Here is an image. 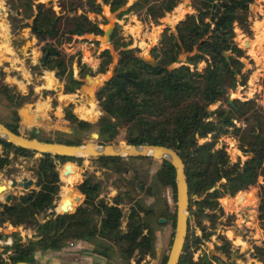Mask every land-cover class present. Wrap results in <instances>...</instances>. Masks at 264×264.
<instances>
[{
    "label": "trees",
    "instance_id": "1",
    "mask_svg": "<svg viewBox=\"0 0 264 264\" xmlns=\"http://www.w3.org/2000/svg\"><path fill=\"white\" fill-rule=\"evenodd\" d=\"M181 1L135 0L119 18L143 11L151 22L158 23ZM254 2L255 0H192L195 12L187 13L174 30L166 27L160 34L158 45L153 49L151 57L161 62L162 67L145 63L140 56L134 54L137 48H127L123 51L114 76L98 89L96 101L103 105L102 117L96 122L79 119L74 112V103L68 104L64 109L65 119L72 124L75 132L66 140L59 137V141L78 145L91 139V133L98 132L100 139L109 142L116 140V144L131 142L172 147L183 158L191 198L190 223L193 220L204 235L200 237L194 232L188 233L179 264H215L214 262L221 261L218 256L208 253L196 257L204 238L209 239L212 235L207 232L206 221H210L215 227L217 220L225 214L219 201L221 197H234L240 191H249L260 182L258 212L264 221V113L256 107L254 100L237 99L233 104L228 100L230 90L235 89L238 84H246L251 73L244 71L245 63L242 58L245 50L236 41V25L249 36L252 34L251 6ZM103 4L116 12L127 6L128 0H53L49 3L23 0L19 5L23 10V19L33 17L32 32L41 45V61L47 57L43 66L56 72V76L64 83L65 94L76 93L83 84L75 76V64L80 77L90 75L95 78V73L83 62L81 56L68 55L62 45L85 34L103 35L104 31L97 17H90V14L102 15ZM25 26L30 24L21 25ZM116 36L115 25L110 43H114L116 47H128L132 44V40L121 43ZM182 53L187 54L185 61L180 60ZM101 54L106 56V60L101 64L99 72H105L112 56L109 49H104ZM202 62L205 65L200 69L199 64ZM175 63L180 64L170 68ZM5 77V70L0 67V95L16 106L14 119L20 121L19 108L23 106L25 96L17 93L16 85L5 82ZM262 84L264 86V78ZM220 101L228 102L229 109L223 104L211 109L212 105ZM80 115L87 116L81 111ZM214 116L219 120L212 119ZM235 118L249 121V125L239 136L240 148L247 154L263 148L260 158L231 162L225 148L216 147L219 136L226 132V126H234L237 133L240 132L241 129L234 123ZM123 126H130L132 132L121 135L120 128ZM36 130L34 128L29 133L30 137L45 139ZM0 144L4 148V152L0 154V171L12 162L11 153L14 157H31L36 154L33 150L15 146L3 138H0ZM144 158L153 159L116 156L89 159H95L105 166L116 165L119 172L128 174L131 169L123 164ZM84 159L86 158L43 155L34 170L37 188L29 194L21 195L15 204L0 206V225L10 222L18 226L49 211V216L37 225L34 237L23 240L18 232L13 233V245H7L0 252V264L22 260L48 264L49 260H36V255L62 250L76 241L92 243L93 248L86 250L92 255L98 254L110 260L116 258L121 264H147L143 261L156 251L157 228L151 219L154 211L147 208L142 197H132L131 190L120 191L112 203L101 197L102 184L87 176L79 184L78 193L80 200L84 194L83 203L69 213H57L54 210L55 200L61 189L57 161L65 163ZM64 169L62 175L66 172L65 166ZM73 169L76 170L75 167ZM156 176L160 185L172 189L176 199L174 167L163 163ZM260 177L262 180H259ZM127 197L130 207L126 215L121 205ZM161 217H165L176 228L177 214L174 206L168 204ZM217 249L232 255L229 241ZM258 249V254L264 255V248ZM164 258L165 261L167 254Z\"/></svg>",
    "mask_w": 264,
    "mask_h": 264
},
{
    "label": "rangeland",
    "instance_id": "2",
    "mask_svg": "<svg viewBox=\"0 0 264 264\" xmlns=\"http://www.w3.org/2000/svg\"><path fill=\"white\" fill-rule=\"evenodd\" d=\"M98 1L101 2L102 0ZM129 1L130 0H128V3ZM187 3H190V7H187ZM128 5L120 8L116 12H107L108 17H104V15L96 16L94 14H90V17L92 19L97 17L101 28L104 29L110 17L113 16L112 21H116L117 27L116 39L121 43L132 40L130 46L116 47L112 42L106 44L102 42L101 38L103 35L94 34H85L80 37H75L70 43H64L62 45L63 50L68 55L75 54L81 56L83 62L87 63L95 73L94 77H97H80L76 65V67H74L75 76L83 81L81 88L78 89L76 93H71L69 95L64 93V83L56 76L54 70L51 71L44 68L41 56L36 62V65L30 64V70L25 76L18 74L16 71H11V76H6L5 81L10 85H16L17 93L25 96L23 106L19 108L21 116L20 131L22 133L29 135L34 128H37L45 139L57 140L61 137L66 140L69 135L75 132L74 128L71 126L72 124L70 125L69 121L64 119V109L69 103H74V111L79 119L96 122L104 115L103 105L96 101L98 89L107 81L106 79L109 80L116 73L117 64L123 56V51L127 48H137L138 50L134 51L135 55L147 58L153 56V49L158 45L162 31L166 27H170L174 30L176 24L183 19L187 13L195 12L192 6V0H182L172 12L167 13L158 23L151 22L143 11L139 13H129L119 18L121 13L127 9ZM178 8L182 11L180 17L176 16ZM55 9L59 10V7L55 6ZM106 9L108 8L106 7ZM251 12L252 34L250 36L236 25V41L239 46L245 50V55L242 58L245 63L244 71H250L251 73L246 84H238L235 89L230 90L228 100L231 98L233 103L234 100L237 99L241 101L254 100L256 107L264 113V86L262 84L264 78V11L258 10L256 15L253 11ZM103 40L106 42V38H103ZM246 40H249L250 47L246 46ZM95 41H99V43ZM104 49L110 50L112 61L105 72H99L101 64L106 60V56L101 54ZM186 59L187 54L182 53L180 55V60L185 61ZM179 64L180 63H175L170 66V68L178 66ZM204 65V62L200 63L199 68L202 69ZM104 80L106 81L103 83ZM221 104H223L226 109H229L228 102L226 101H220L212 105L211 109H216ZM15 108L16 106L14 104L8 103L5 98L0 95V120L7 123L14 122L12 114L15 115ZM79 110L87 116L82 117ZM36 115L42 118L37 120L35 119ZM212 119L215 121L219 120L217 116H214ZM234 123L236 127L241 129L240 132L237 133L234 126H226V132L219 136L216 147H224L231 162H236L238 160L243 162L246 161L251 154L245 153L240 148L241 141L239 136L249 125V121L243 118H235ZM129 127H121V135L132 132ZM91 135L92 133L89 138L92 139ZM91 139L86 140V142L91 141ZM201 141L203 142L205 140ZM3 152L4 148L0 144V154ZM39 156L40 155L37 154L31 157H14V154L11 153V157L13 158L12 162L0 171V184L4 183L5 186L11 187V189L7 192H0V206L4 204H15L20 200L21 195L29 193L28 190H25L18 184L19 181H23L25 178H32L35 181L30 189L31 191L37 188V178L34 170ZM85 158L86 159L83 161L72 160L65 163L57 161L61 177V189L58 198L55 200L56 208H54V210L56 212L60 211L62 201H65L67 198H70L74 202L71 207V212L83 203V195L81 200L80 196H77L79 199L77 202L74 200L75 197L69 195L68 191L74 189L75 192H79L75 189V185L82 183L83 179L87 176L93 177L95 181H99L102 184L101 197H104L107 201L112 203L114 202V197L120 191L131 190L132 197H142L147 202V205L152 207L154 216L151 218L153 224L157 228L155 254L147 257L143 262L147 264H163L165 259L164 256L167 254L168 257L169 255L175 228L172 227L171 222H167L168 220L161 216L163 211L167 209L168 204L176 208L177 199H175L174 192L170 187H160L154 180L157 170L161 167V162L156 159L150 160L147 158L130 160L127 164H123L131 169L128 174H125L119 172L116 165L111 164L105 166L95 159L91 160L89 157ZM69 163H71L76 170L73 169L74 171L70 172L67 176H65V174L62 175L65 171L64 166ZM259 180H262V177H260ZM13 182L15 185L12 186V184H14ZM140 183H143L141 186L143 187L144 185L146 188L143 190H136ZM260 188L261 183L258 182L249 191L240 193L238 196L236 195L237 197L234 196L230 198L229 195L221 197L222 200L220 199L219 201L225 214L223 218L220 217L217 220L218 224L215 227H213L210 221H206L207 232L212 233V235L209 239L204 238L202 241L201 247L197 251L199 255L208 253L209 255L218 256L221 261H216L215 264H252L253 261L256 260L254 256L258 254V247L264 248V221L259 217L258 212V204L261 195ZM9 193H15L17 195L15 199L8 202L6 197ZM128 201L129 198L127 197L125 203L121 205L126 215L129 213L130 207ZM189 215L191 217L190 212ZM47 216H49V211L38 214L29 222L18 226H14L10 222H5L3 225H0V252H2L7 245H13L15 240V236L13 235L14 232H18L23 240L34 237L37 225L43 222ZM160 217L166 219L164 223L158 220ZM230 225L232 226L228 227ZM160 231L162 235H159ZM236 231L238 234H235ZM189 232H194L195 235L200 237L204 235L202 229L198 227L193 220L189 223ZM226 241L230 242L232 255H228L217 249L218 246L223 245ZM74 243L75 242L70 243L65 252H63L69 255L68 259L71 260L69 263L62 261L60 256H55V258L60 259L59 261H62L60 262L61 264H121L119 259L107 263L106 259L86 252L87 248L76 249ZM51 253L53 252L39 253L35 258L38 261H44V256ZM52 257L53 255L51 254L50 258ZM260 264H264L263 259H261Z\"/></svg>",
    "mask_w": 264,
    "mask_h": 264
},
{
    "label": "water",
    "instance_id": "3",
    "mask_svg": "<svg viewBox=\"0 0 264 264\" xmlns=\"http://www.w3.org/2000/svg\"><path fill=\"white\" fill-rule=\"evenodd\" d=\"M49 2H52L50 0ZM132 4V3H131ZM129 6V5H128ZM187 7H190V3H187ZM254 12L257 13L258 9H253ZM260 11H264L262 8ZM114 30V29H113ZM113 31L110 32V30H107L106 34V41L111 40V34ZM250 45L249 40H246V46L248 47ZM143 61L153 67H162L163 64L161 62H158L153 57H142L140 56ZM46 58L44 59L43 63H45ZM118 78V75H116ZM86 78H93L90 75H87ZM97 78V77H95ZM108 80V79H106ZM104 80L103 83L106 81ZM122 87L123 84L121 83ZM230 97V96H229ZM229 103L233 104V100L229 98ZM42 117L38 116V119H41ZM12 119L14 122H3L0 120V138H3L4 140L8 141L9 143L33 150L36 152L35 155L39 154V159L43 155H53L56 157H89V158H97L100 156H116V157H150L153 159H156L163 163H169L171 164L175 171H176V214H177V220H176V228H175V234L173 237V240L170 245V252L165 261H163V264H179L180 258L184 251V246L186 239L188 237L189 233V209L191 205V198H190V190L188 185V180L186 176V166L184 163L183 158L180 156V154L173 149L172 147L160 145V144H149V143H131V142H124L121 144H116L117 141L113 140L109 142L108 140L100 139V134L98 132H93L91 137V141H85L81 144H71L64 141L59 140H48L43 139L40 140L39 138H32L28 134H24L20 131V121H16L14 119V115L12 114ZM14 128V130H13ZM36 133H40V130L37 129ZM117 139V138H116ZM262 150V148H261ZM261 156V153L255 152L252 153L251 156L248 159L251 158H259ZM247 159V160H248ZM66 172L64 173L65 176L69 175L70 172H73V165L71 163L65 165ZM35 181L34 179L25 178L23 181H19L18 184L22 186L25 190H30L32 186L34 185ZM15 185V183L13 184ZM1 188V186H0ZM75 189L80 191L79 184L75 185ZM31 191V190H30ZM33 192V191H31ZM17 194L15 193H9L6 197L7 201H11L16 197ZM84 196V194H83ZM75 201H79L77 197L74 198ZM74 202L67 198L65 201L61 204L60 211H57V213H69L71 212V207ZM147 208H151L149 205H147V202L145 201ZM81 205V204H80ZM79 205V206H80ZM166 219L160 218L159 221L161 223H164ZM154 225V224H153ZM235 234H238L236 231ZM52 260L54 262H58L60 259L55 258V256H60L61 259H68V256L66 253L61 252V250L58 251H52ZM95 256H100L103 259H106L107 263L114 261L110 260L104 256L95 254ZM256 260L253 261L252 264H260L261 257L260 255L256 254L254 256ZM68 263V261H67ZM12 264H40L37 262H29V261H17ZM61 264V263H59Z\"/></svg>",
    "mask_w": 264,
    "mask_h": 264
},
{
    "label": "crops",
    "instance_id": "4",
    "mask_svg": "<svg viewBox=\"0 0 264 264\" xmlns=\"http://www.w3.org/2000/svg\"><path fill=\"white\" fill-rule=\"evenodd\" d=\"M49 1L50 0H34V2L36 3H49ZM21 2H23V0H0V67L5 70L6 76H11V71H16L18 74H22L23 76H25V74L28 73L30 70V64L34 65L39 60L40 56L42 57L41 45L38 44V39L32 32L33 17L27 19L22 18L23 10L19 7ZM101 2H103V0ZM133 2H135V0H130L128 4L130 5ZM263 6L264 0H255V2L251 6V10L256 15V12H254L253 9L257 8L258 10H261L262 8H264ZM106 7L108 9H106ZM109 7L110 6L103 4L102 15H104V17H108V13L109 11H111L109 10ZM112 17H110V20L107 22L103 29L104 34L101 39L102 42L106 44L110 43V41L104 42L103 40V38H106L107 30H110V32L113 31L116 25V21L113 22ZM24 23H29L30 26L21 27V25ZM74 67H76V64L74 65ZM38 116L39 115H36L35 119H37ZM3 184L4 183L0 185ZM159 235H162L161 231L159 232ZM74 245H76V249L93 248V245L87 241H76ZM66 249L67 247L62 249L61 252H65ZM51 254L45 255L43 258L44 261L40 262H45L49 260L50 263L48 264H59L62 261H68V263L71 261L70 259H63L62 261L54 262L52 258H50Z\"/></svg>",
    "mask_w": 264,
    "mask_h": 264
},
{
    "label": "bare ground",
    "instance_id": "5",
    "mask_svg": "<svg viewBox=\"0 0 264 264\" xmlns=\"http://www.w3.org/2000/svg\"><path fill=\"white\" fill-rule=\"evenodd\" d=\"M181 15H182V11H181L180 8H178V11L176 13V16L177 17H180ZM12 186H13V184H12ZM10 189H11V187L9 188L8 186H5V184H3V185H1L0 192H2V191H4V192L6 191L7 192ZM68 193H69V195L71 197H77L78 196V192H75L74 189L69 190ZM72 206H73V204H72Z\"/></svg>",
    "mask_w": 264,
    "mask_h": 264
},
{
    "label": "flooded vegetation",
    "instance_id": "6",
    "mask_svg": "<svg viewBox=\"0 0 264 264\" xmlns=\"http://www.w3.org/2000/svg\"><path fill=\"white\" fill-rule=\"evenodd\" d=\"M256 152H258V153L260 152V153H261V156H262V155H263V148H262V150H261V148H260V150H259V151H256ZM252 153H255V152H252ZM252 153H250V154H252ZM261 156H260V157H261ZM260 157H259V158H260ZM154 180H155V182H156L160 187H163L162 185L159 184L156 174H155V176H154ZM141 184H143V183L138 184L136 190H137V189H139V190H143V189H144V185H143V187H142ZM140 186H141V188H140ZM29 192H31V191L29 190ZM243 192H247V191H240V192L237 194V196H238L240 193H243ZM25 194H26V193H25ZM28 194H29V193H28ZM150 194H151V193H150ZM23 195H24V194H23ZM237 196H236V197H237ZM15 198H16V197H15ZM15 198H14V199H15ZM230 198H231V197H230ZM221 200H222V199H221ZM8 202H9V201H8ZM10 205H12V204H10ZM165 211H166V210H164L163 213H164ZM153 216H154V215H153ZM153 216H152V217H153ZM151 219H152V218H151ZM258 255H260L261 259L264 260V255H261V254H258Z\"/></svg>",
    "mask_w": 264,
    "mask_h": 264
},
{
    "label": "built area",
    "instance_id": "7",
    "mask_svg": "<svg viewBox=\"0 0 264 264\" xmlns=\"http://www.w3.org/2000/svg\"><path fill=\"white\" fill-rule=\"evenodd\" d=\"M199 255V253H196V256Z\"/></svg>",
    "mask_w": 264,
    "mask_h": 264
}]
</instances>
